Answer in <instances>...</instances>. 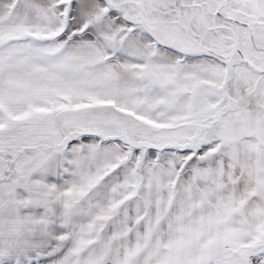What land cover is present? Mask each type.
I'll return each mask as SVG.
<instances>
[{
    "label": "snow or ice",
    "instance_id": "snow-or-ice-1",
    "mask_svg": "<svg viewBox=\"0 0 264 264\" xmlns=\"http://www.w3.org/2000/svg\"><path fill=\"white\" fill-rule=\"evenodd\" d=\"M0 264H264V0H0Z\"/></svg>",
    "mask_w": 264,
    "mask_h": 264
}]
</instances>
